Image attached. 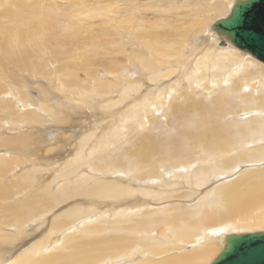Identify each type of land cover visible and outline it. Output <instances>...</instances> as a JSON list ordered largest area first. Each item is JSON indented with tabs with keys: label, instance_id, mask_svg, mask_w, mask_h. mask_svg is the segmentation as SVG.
<instances>
[{
	"label": "bare ground",
	"instance_id": "1",
	"mask_svg": "<svg viewBox=\"0 0 264 264\" xmlns=\"http://www.w3.org/2000/svg\"><path fill=\"white\" fill-rule=\"evenodd\" d=\"M234 2L0 0V264H208L264 227V64L212 27ZM74 113L96 122L70 151L53 141Z\"/></svg>",
	"mask_w": 264,
	"mask_h": 264
},
{
	"label": "water",
	"instance_id": "2",
	"mask_svg": "<svg viewBox=\"0 0 264 264\" xmlns=\"http://www.w3.org/2000/svg\"><path fill=\"white\" fill-rule=\"evenodd\" d=\"M212 27L234 47L264 64V0H235L230 14ZM210 264H264V232L227 235L223 249Z\"/></svg>",
	"mask_w": 264,
	"mask_h": 264
},
{
	"label": "rangeland",
	"instance_id": "3",
	"mask_svg": "<svg viewBox=\"0 0 264 264\" xmlns=\"http://www.w3.org/2000/svg\"><path fill=\"white\" fill-rule=\"evenodd\" d=\"M227 11H228V9H227ZM227 11L225 9L224 10L225 13H223V14H221L219 16H216L213 20L215 21V20H220V19L224 18L228 14ZM211 13H213V12H211ZM208 20L204 23L205 27L208 26L209 24H211L212 21H213V20H211L210 22H208ZM81 25H82V23H80L79 26H81ZM218 44H220V42ZM228 47H231V46H228ZM231 48H233V47H231ZM239 53H241V52H239ZM241 54L245 55L243 53H241ZM249 58H251V57H249ZM252 60H254V59H252ZM254 61H256V60H254ZM256 62H258V61H256ZM259 64H261V63H259ZM44 81L47 82L46 79H44ZM201 94H202V96L200 95V92L195 93L194 95L190 94V93L186 94L185 95V97H186L185 99L181 98L179 100V102L181 103L180 110L177 113H174L172 116H166V115H162V114L160 116H156V113H155L154 116L160 118L159 119L160 124L156 128H153L149 124L150 139H156V138H159V137L161 138L163 135H165L166 133H168L171 130H173L175 128L177 122H178V120H176V117L179 115L180 111H182V108H184V107H197V108L201 109L202 111H205L204 102L206 100H209V99H214L217 96V94H214V92L210 93V92H207L206 90L201 91ZM169 107H170V103L165 105V109H168ZM81 111H83V110H81ZM74 114L75 115H72L73 118L70 117L66 123H64V124H56V126H55L56 127V131L54 133L55 140L53 141V143L56 142V145L61 146L63 144V141H65L66 135H68V136L72 135L73 139L69 143H67V148L70 149V151H73V150H71V146L75 144V142L77 141V138L80 137L81 135H83V133H88L90 131L89 127H90L91 123L89 124V122H92V121L96 122V120H94L92 117L90 118V117L86 116L85 114L80 116V117L78 116L79 115L78 113H74ZM74 116H76V118ZM71 119H73V121ZM70 121H72V122L69 123ZM68 123H69V125L71 124L72 126L71 125L69 126ZM117 123H119V122L117 121ZM114 128H116V125L114 126ZM70 129H71V131H70ZM66 130H69L70 132L66 131ZM100 135H101V133L99 134V136ZM119 135L122 136L119 139V145H123V146H135L136 144H134L133 141L136 139V137H140V136L136 135L135 128H133L131 130H127L124 133H119ZM36 139H37V140H35L36 146H38L40 149L37 148L36 151L34 153H32L33 156L42 155V151H41L42 146H41V143L39 144V142H42V141H40L38 137ZM57 140L60 141V142H58ZM72 141H73V144H71ZM32 155L28 154L26 157L20 156V158H22V162L19 164V167H24L23 165H25V167H26L25 169L30 168V166L29 167L27 166L28 163H26V159H28V157H30L32 159ZM250 165L259 166L260 163L259 164H251V163L243 164V165H241L240 167L237 168V170H236L237 172L235 171L236 173L235 172L231 173L228 178H230V179L234 178L235 179V177H238L241 173L246 171V170H242L241 169V168L246 167V166L248 167L249 171H252L251 169H249ZM256 169H260V167H258ZM40 174L42 175V173H40ZM40 174L37 173L35 175H36V177H44V176L48 177V175H49V174H45V175L43 174L44 176L43 175L40 176ZM224 177L225 176H220L219 178H224ZM213 182H210V183L206 184L204 187H202L201 189H199L197 195L193 196L192 198H187V199L176 198V199H172V200H167L166 201L167 203L164 204L165 203L164 202L162 205H167V206H175V205L189 206V205H192V204H194L196 202L197 199L202 197L209 189H211L213 187V184H212ZM186 187H188V186H176V187L170 188V191L174 193V192H178L180 189H187ZM192 188H194V187H192ZM193 191L194 190L187 189L185 191H180V192H191V193H193ZM196 191H197V189H196ZM155 205L156 206H160V205H158V203H155ZM258 230H264V227H255V226L252 227V226H249L247 229H243V230H239V231L238 230L228 231L227 234H229L231 232H249V231H258ZM155 232H156V234L158 236H160V233H159V231L157 229H155Z\"/></svg>",
	"mask_w": 264,
	"mask_h": 264
}]
</instances>
